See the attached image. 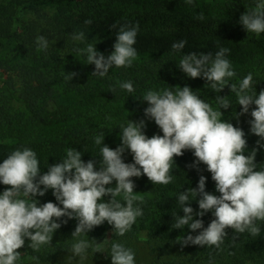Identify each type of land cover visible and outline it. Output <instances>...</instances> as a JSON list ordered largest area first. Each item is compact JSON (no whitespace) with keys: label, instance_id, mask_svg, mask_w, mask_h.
Segmentation results:
<instances>
[{"label":"trees","instance_id":"1","mask_svg":"<svg viewBox=\"0 0 264 264\" xmlns=\"http://www.w3.org/2000/svg\"><path fill=\"white\" fill-rule=\"evenodd\" d=\"M260 2L193 0L189 4L187 0H0V55L2 52L18 58L16 64L8 65L14 70V76L9 79L5 89L9 95L0 94V123H12V118L8 117L11 115L10 100L14 98L29 109L33 118L44 124L53 123L44 109L51 102H58L62 94L59 85L65 91L86 98L83 108L76 107L73 117L65 116V120L72 122L71 127L57 136L0 139V163L16 149L29 148L37 154L40 175H43L49 165L62 163L67 151L74 148L82 153L85 163L95 160L99 170L103 144L96 145L95 138L102 133L104 144L115 150L122 143L121 126L127 124L119 123L118 119L112 121L110 116L115 113L103 112V108L98 112L101 120H97L90 115L96 108L85 111L84 107L94 102L96 96L105 95L113 101L127 103L132 110L146 109L150 106L143 100L147 91L170 89L175 93L177 88L189 86L214 110L224 113L222 121L231 122L245 132L248 142L245 154L249 155L253 149H258L255 170H264V146H261L264 140L250 131L249 121L253 119L251 111L256 106L253 104L249 113L241 115L242 106L238 104L235 93H231L230 86L220 93L215 92L210 85H203L200 89L198 84L202 83L199 79L189 77L179 67L183 56L193 53L197 58H201V54H211L214 58L221 50L223 38L256 43L258 37L246 33L245 28L229 25L214 12L219 10L230 20H239L244 13L252 12ZM195 3L201 4V7H189ZM46 4H56L57 12L49 14L43 8ZM23 8L32 9L28 18L23 19L19 13ZM201 14L203 19H199ZM86 20L92 23L85 24ZM125 24L139 25L137 43L133 46L138 55L132 66L113 67L105 77L93 75L95 65L89 64L84 50L91 44L107 58L115 51L117 36ZM80 32L84 33V39H73ZM40 36L48 41L46 50L37 43ZM181 42H184V47L175 51L172 45ZM260 43L264 46V36L260 37ZM257 56L253 54L252 59L259 60L256 65L260 70L251 69L249 73L253 75V92L258 94L264 90V55ZM248 64L250 68L255 67L250 61ZM72 72L77 75L72 77ZM249 73L235 76L230 79V83L239 85ZM200 78L204 84L209 83L202 75ZM127 81L133 83V93L120 87ZM217 96H228L232 106L220 109ZM86 115L89 117L86 118ZM73 118L77 120L74 122ZM146 124L144 132L149 138L156 134L163 135L154 120H148ZM257 141H260V145ZM193 152L185 150L183 156L174 158L171 173L174 181L168 185L153 184L147 176L131 178L135 184L134 194L144 201L134 206L142 208L143 216L137 217L132 229L124 236H120L106 220L87 233L73 236L79 221L63 216L57 220L61 227L53 234L52 242L41 246L39 251L28 247L30 241L26 239L25 246L18 250L21 257L16 264H111L113 243H122L132 249L135 264H264V221L255 222L261 228L257 236L245 231L234 238L235 230L226 229L228 236L221 249L193 244L191 241L182 245L188 235L195 237L203 229L192 231L188 226L173 227L177 217L185 215L178 204L179 194L187 192L189 188H198L200 176L203 175L207 178L205 191L220 195L207 166L200 163L199 170L193 166L196 160ZM123 158L125 163L134 162L130 150H126ZM115 184L113 181L108 187H115ZM7 187L10 186L0 183V194ZM37 199L41 204L51 201L62 207L56 201L52 189ZM108 199L110 197H105V201ZM117 199L123 202L122 196ZM185 206L192 207L194 212L200 211L197 201L191 197ZM194 219L201 218L194 215ZM202 219L207 228L215 217L209 211ZM79 240H87L92 244L84 259L72 253L73 244ZM97 244L100 252L95 251Z\"/></svg>","mask_w":264,"mask_h":264},{"label":"clouds","instance_id":"2","mask_svg":"<svg viewBox=\"0 0 264 264\" xmlns=\"http://www.w3.org/2000/svg\"><path fill=\"white\" fill-rule=\"evenodd\" d=\"M192 2L187 0L189 4ZM199 19H203L202 14ZM240 22L248 32L257 36L264 33V0L252 12L244 13ZM91 23V20L85 21V24ZM138 30V24L121 27L115 51L107 58L97 52L95 46L88 45L84 51L89 64L95 65L92 74L105 77L113 67H131L138 55L133 47L137 43ZM73 39L83 40L84 33L74 35ZM37 43L45 50L48 48V41L43 36L37 38ZM183 47L184 42L172 45L175 51ZM227 52L230 49L221 48L214 58L211 54H201V58L195 53L186 55L180 60L179 67L193 79L202 75L209 82L206 85L215 92L220 93L230 86L231 93H235L242 106L241 115L249 113L254 104L250 131L264 140V90L258 94L253 92L252 73L239 85L230 83L236 72L225 57ZM70 74L72 77L77 75L76 72ZM120 87L129 93L135 91L131 81L123 82ZM227 97H216L220 109L232 106ZM143 100L150 105L144 109L145 116L155 121L163 135L149 138L144 132L145 120H129L127 126H121V145L113 150L104 144L101 133L95 138L96 145L103 144L99 170L95 160L85 163L82 153L74 148L67 151L62 163L49 165L43 175H40L37 154L29 148L16 149L0 163V183L10 186L0 194V264H16L21 257L18 250L25 246L26 239L30 241L28 247L35 251L50 244L53 234L61 227L57 220L63 216L78 219L73 236L87 233L105 220L124 236L132 229L137 217L143 216L142 208L134 206L144 201L134 194L135 184L131 178L147 176L153 184L172 183L174 158L183 156L185 150H194V167L198 169L200 163L207 166L220 195L205 191L207 178L203 175L198 188H189L179 194L178 204L185 215L178 216L173 227L188 226L192 231L203 229L195 237L188 235L182 245L191 241L221 249L228 228L235 230L234 238L245 231L252 236L259 235L261 228L255 222L264 221V170H255L258 149L245 154L248 147L245 132L231 122L222 121L224 113L214 110L189 86L177 88L175 93L170 89L149 90ZM257 144L260 145V141ZM126 150H130L133 163L124 162ZM113 181L115 187H108ZM49 189L53 190L62 207L51 201L41 204L37 199ZM121 196L123 202L117 199ZM105 197L110 199L105 201ZM190 197L197 201L200 211L194 212L192 207L185 206ZM209 211L215 219L205 228L202 218ZM194 215L201 219H194ZM91 246L89 241L79 240L73 244L72 253L84 259ZM95 251L100 252L98 244ZM110 258L111 264H135V253L122 243L112 244Z\"/></svg>","mask_w":264,"mask_h":264},{"label":"rangeland","instance_id":"3","mask_svg":"<svg viewBox=\"0 0 264 264\" xmlns=\"http://www.w3.org/2000/svg\"><path fill=\"white\" fill-rule=\"evenodd\" d=\"M189 7H194L198 9L201 7V4L195 3V5H191ZM43 8L49 14L54 15L57 12L58 6L56 4H46L43 5ZM19 13L22 15L23 19L28 18L32 13V9L23 8V10ZM214 13H216L217 16L221 17L224 22H229V25H235L237 27H240L241 29L245 28L240 22V19L230 20L227 17L223 16L224 14L222 13V11L219 10H215ZM246 33L258 37L259 40L256 41L255 43V42H249L247 40L239 41L230 38L222 39L223 44L221 48L230 49V52H227L228 54H226L225 57L231 62L232 69L236 72V76L246 75V73H249L251 69L260 70L256 65L257 63L259 64V60L252 59V55L253 54L258 56L259 54L264 55V46H261L260 43V37L264 36L263 33H261L259 36H257L255 33L248 32L247 30ZM1 54L2 55H0V94L7 93V95H9V91L5 89L9 85L8 84L9 79H11L14 76V70L8 65L16 64L18 58L2 52ZM238 56H240V58H238ZM248 61L253 63L255 67L250 68L251 66L250 64H248ZM261 62H263L262 59ZM209 65H210V61H209ZM198 79L200 83H202V84H198L200 85L199 87L201 89L202 86L206 84H204V81L201 80L200 77ZM59 91L62 94L58 98V102H56L55 104L51 102L50 105L46 106L44 109L50 121H53V123L50 124H44L41 123L40 121L38 122L35 118L32 117V114L30 113L29 109L24 104H22L21 101H19L16 98L11 99L10 100L11 109L9 111L11 115L8 118L9 119L12 118V123L11 124L0 123V139L8 140L10 138L23 137V136L26 138L54 137L64 132L69 127H71L72 122L65 120V116L69 118L73 117L74 115L72 114L74 113V110H76V107L83 108L84 106L83 104L86 98L81 95H77L73 92L65 91L64 87H62L61 85H59ZM84 108L85 111L96 108V111L90 112V115L96 117L97 120H101L99 116L101 108H103V112L109 111L110 113L111 111L112 113H115L110 116L111 120L113 121L115 119H118L119 123L127 124L129 120L136 122H139L140 120H145V121L149 120L144 114V109L136 108L132 110V108L128 106L127 103L117 100L113 101L112 99H108L105 95L96 96L94 102L89 103L87 108L86 107ZM88 115H86L85 117L86 118L89 117ZM73 119L74 122L77 120L75 118Z\"/></svg>","mask_w":264,"mask_h":264}]
</instances>
